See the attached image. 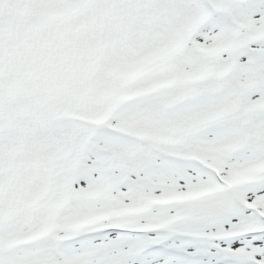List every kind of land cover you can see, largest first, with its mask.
I'll list each match as a JSON object with an SVG mask.
<instances>
[{
    "label": "snow or ice",
    "instance_id": "snow-or-ice-1",
    "mask_svg": "<svg viewBox=\"0 0 264 264\" xmlns=\"http://www.w3.org/2000/svg\"><path fill=\"white\" fill-rule=\"evenodd\" d=\"M0 264H264V0H0Z\"/></svg>",
    "mask_w": 264,
    "mask_h": 264
}]
</instances>
